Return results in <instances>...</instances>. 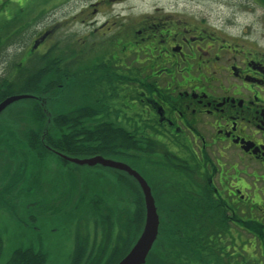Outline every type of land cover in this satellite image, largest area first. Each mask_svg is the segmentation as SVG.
<instances>
[{"label": "flooded vegetation", "instance_id": "flooded-vegetation-1", "mask_svg": "<svg viewBox=\"0 0 264 264\" xmlns=\"http://www.w3.org/2000/svg\"><path fill=\"white\" fill-rule=\"evenodd\" d=\"M97 17L90 16L89 22ZM104 18L109 20L92 24L91 30L88 25L78 46L82 52L79 49L75 52L71 42L66 46L64 53L69 57V66L65 65L66 81L60 83L65 87L69 83L81 86L84 95L79 104L84 108L83 123L87 128L123 136V141L113 146L102 145L100 154L95 156L137 171L151 188L159 216L164 211L166 225L172 224L169 207H160L157 199L193 198L196 207L190 209L199 212L197 220L217 229L216 242L235 249L234 254L240 258L233 257L232 263L246 264L249 244L255 250L259 242L253 229L264 230V51L256 46L247 47L224 31L182 15H152L141 22L129 19L128 25L120 24L121 15ZM44 23H39L43 28H39L33 46L22 52L24 62L19 63L13 77L14 70L7 79L0 71V104L11 96L3 82H14L18 77L22 82V68L31 58L38 74L49 70L39 81L48 79L45 82L55 85L57 48L55 42L48 40L55 26ZM97 26L102 28L99 32L108 30L113 34L107 36L104 32L98 39ZM7 40L8 35L0 33V50L8 45ZM41 90L47 91V87ZM33 98L34 108L46 119L43 126L33 125L34 128L26 130L17 125L16 117L9 120L13 111L4 112L16 101L0 112V131L15 142L24 159L22 138L29 134L33 136L31 153L39 158L36 166H40L45 154L55 155L70 171L87 179L89 176L81 174L79 168H96L105 173L101 174L103 181L107 178L119 195L125 192L122 189L129 192L132 206H118L115 230L101 221L105 214L101 209L94 210L95 215H100L98 221L88 223L86 217L85 224L77 226L75 242H83L86 259L95 262L98 254L89 253L86 242H120L121 235L126 237L124 242L131 240L135 222L127 220L142 211L138 207L142 198L145 204L142 187L124 168L101 163L76 164L63 156L78 157L58 152L44 143L46 134H55L51 121L56 113L69 111L78 104L56 112L53 100L47 106L40 96ZM25 163L31 164V156L27 155ZM43 193L38 195L39 199L46 201ZM34 198L36 195L30 202L20 199L15 206L30 210L31 206L43 205V201L39 204ZM206 198L212 207L205 205ZM179 211L183 213L182 209ZM248 233L254 242H248ZM259 243L260 247L264 245Z\"/></svg>", "mask_w": 264, "mask_h": 264}, {"label": "rangeland", "instance_id": "rangeland-1", "mask_svg": "<svg viewBox=\"0 0 264 264\" xmlns=\"http://www.w3.org/2000/svg\"><path fill=\"white\" fill-rule=\"evenodd\" d=\"M166 14L186 16L196 22L203 21L212 29L226 32L232 40L246 43L247 47L256 46L264 51V5L256 0H4L0 8V28L2 27L0 33L8 35V45L0 50L2 52L0 55L1 76L7 79L14 70L11 73L13 77L19 63L24 62L21 61V54L25 49L33 46V40L39 28H43L39 25L40 21L45 22V25L55 26L48 40L56 43L57 52L61 53L60 58H64L63 63L69 66V57L67 58L65 51L70 46V42L73 43L75 52L81 51L78 46L81 45V38L88 30V25L91 30L92 26L109 20L104 17L113 15H121L120 24L128 25L129 19L141 22L147 19V16L158 17ZM95 15L98 17L90 23L89 17ZM124 16L128 19H124ZM3 25L6 27L4 28ZM97 28L98 32L95 37L98 39L103 36L104 32L107 36L113 34L108 30H103V33L99 32L102 28L98 26ZM32 63L34 62L31 61L29 69L35 71V63ZM63 63L62 66L65 67ZM45 81L40 87H47V91H39V95L26 93L30 97L11 103L12 105L4 112L8 114L10 110L13 111L9 120L16 117L14 120L17 125L21 124L29 130L34 128L33 124H30L31 117L28 115L30 109L35 107L36 102L33 96H40L47 106L50 105L51 100L56 105V97L52 95L55 86ZM9 83L12 84L13 81ZM77 84H68L67 93L64 94L67 100L65 103L58 104L56 111L68 110L82 100L84 91ZM40 87L39 89H42ZM4 88L8 90L5 84ZM1 131L0 264H7L15 249L29 247L45 254L44 264H73V253L76 249L75 244H77L75 242L77 226L85 224L86 217L89 218L88 223L96 219L98 221L100 215H95L94 210L101 209L105 211V214L101 216V221L108 223L115 230L118 226L116 215L118 206L124 208L132 206L128 197L129 192L122 189L121 191L125 192L119 195L114 185L107 182L109 181L107 178H104L106 182L103 181L101 174L105 175V173L98 172L96 168H79L81 174L89 176L86 179L70 171L66 166H62L60 158L55 155L51 157L50 154H45L40 159L42 164L36 166L39 158H34L31 153L29 134L22 138L25 144L24 159L22 151L18 150L15 142L3 135ZM27 155L31 156L30 165L24 164V160L27 161ZM44 191L46 201L39 199L38 196L43 195ZM33 192L36 193L34 199H38L39 204L43 201V205L31 206L30 210L26 208L22 210L20 206L17 209L15 203L20 199H23V202H30L31 197L35 196ZM47 192L51 193L47 194ZM120 198H122L121 202ZM55 200L58 201L57 204L52 203ZM163 212L161 211V214ZM160 228L161 224H159V231ZM121 238L126 237L121 235ZM248 238L249 243L254 242L249 233ZM105 243L87 242L88 252L93 253L94 256L98 254L99 258L100 250L107 249ZM257 243L255 250L249 244L248 253L245 254L246 264L250 261L253 264H256L254 261L264 264L262 255L264 245L260 247V243ZM113 248L114 244H111L106 255ZM85 261L88 262L86 257H83L81 264H85ZM105 261L106 259L100 261V264ZM224 261L227 262V260ZM97 262L99 261H91V263Z\"/></svg>", "mask_w": 264, "mask_h": 264}, {"label": "trees", "instance_id": "trees-1", "mask_svg": "<svg viewBox=\"0 0 264 264\" xmlns=\"http://www.w3.org/2000/svg\"><path fill=\"white\" fill-rule=\"evenodd\" d=\"M256 1L264 5V0ZM60 56L61 53L56 52V57L54 59L56 75L53 77V79L56 80L54 85L56 105L54 103V109H57L58 104L61 102L65 103L67 100V97L64 95L66 87L60 84L66 81V68L62 66V63L65 61H63L64 58H60ZM31 60L34 62L33 58H31ZM30 63L31 61L22 68V82H20V77L12 84L7 81L3 82V86L5 84L8 89V95H21L26 93L39 95L38 92L40 89H38V87L42 84L39 79L40 77L43 78L46 73L48 74L49 70L46 68L38 74L36 70L34 72V70L29 69ZM63 65L65 66L64 63ZM79 103L81 102H78L76 108L56 113L51 121V126H53L55 134L51 136L46 134L44 143L50 145L58 152L83 158L85 156L100 154L102 145L110 147L123 141V136L121 134L111 133L109 130H104L103 133H100L97 132L96 129H94L93 132L91 129L87 128L83 123L84 108ZM29 112L28 115L31 117L30 124H36V128L39 124L42 126L45 125L46 119L40 111L34 108L32 110L30 109ZM29 137L32 139L33 136ZM31 144H33L32 140ZM140 202L138 207H140L142 211H139L136 215L127 220V222L130 223L135 222V230L131 240L129 242H124V239L120 238L119 241L122 242H106L104 245L105 247L107 246V249H105V251L103 249L100 250V257L96 259L99 262L91 263L93 259H87L88 262L85 261V264H100V261L104 259H106V261L102 264H117L126 255L134 244L136 237L141 233L143 229L142 226H144L145 223V204L143 198ZM204 202L207 206L212 207L213 205L207 198ZM157 203L160 207H169L168 218L169 222L172 224L166 225L164 220L165 216L163 213L161 214L160 211L161 228L159 237L148 256L146 264H232L233 257H239L234 254L235 249H228L226 246L221 245L220 242H216V237H214V235L217 233V231H215L217 229L213 227L210 228L208 223L204 221L199 222L197 220L198 217H196V215L199 212L191 210L196 207L193 198L157 199ZM181 209L183 213H180L181 211L179 210ZM202 215L205 216L204 214ZM121 223H124V221ZM249 227L252 228L250 222ZM253 231L258 234L257 238L259 242L264 243V230L260 228V230L253 229ZM211 237L213 239H211ZM111 244H114V248L106 255V251ZM75 246L73 264H81L83 262V257H85L84 250H86V248H83V242H77ZM45 259V254H42L38 249H33V247L26 249L17 248L12 252L7 264H44ZM224 260H227V262ZM254 262L256 264H261L257 261ZM249 264L253 263L250 261Z\"/></svg>", "mask_w": 264, "mask_h": 264}, {"label": "water", "instance_id": "water-1", "mask_svg": "<svg viewBox=\"0 0 264 264\" xmlns=\"http://www.w3.org/2000/svg\"><path fill=\"white\" fill-rule=\"evenodd\" d=\"M28 97L30 96L26 94L13 95L8 97L0 104V112L3 111L11 103ZM63 157L66 160L81 165L88 164L90 166H94L98 163H101L106 166L124 168L138 180L142 187L145 198V223L143 226V230L136 242L133 244L129 252L117 264H146L148 256L155 244V241L157 240L160 224V218L157 211L155 199L153 197L151 188L146 182V180L137 171L131 169L129 166H126L122 163H117L109 159H105L101 156H95L84 159L70 158L66 156Z\"/></svg>", "mask_w": 264, "mask_h": 264}]
</instances>
